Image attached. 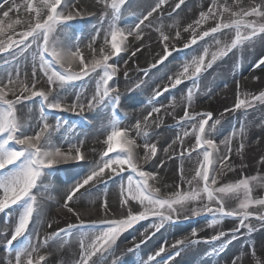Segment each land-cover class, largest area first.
Listing matches in <instances>:
<instances>
[{
	"label": "snow or ice",
	"instance_id": "1",
	"mask_svg": "<svg viewBox=\"0 0 264 264\" xmlns=\"http://www.w3.org/2000/svg\"><path fill=\"white\" fill-rule=\"evenodd\" d=\"M128 3L129 0H0V56L14 54V62L5 61L6 67L0 72V213L8 217L0 230L6 252L0 264H54L51 257L57 252L67 255L69 249L75 253L72 264H109L121 235L150 218L149 227L156 232L181 218L206 214L212 217L210 228L225 219H232L235 224L230 232L219 230L207 239L199 238L198 230L192 229L190 235L175 239L170 245L163 242L140 264H175L182 251L193 245L231 244L244 234L241 230L249 236L264 230V195L258 191L264 189V151L255 160L259 166L257 173L245 174L244 170L251 167L245 162L246 147H250L245 143L247 125L242 124L238 133L218 141L214 133L218 132L221 120L213 119L211 111L193 107L203 73L218 60L234 54V50L264 41V0H205L198 15L182 29L179 21L165 25L163 16L166 6L170 9L168 17H173V13L179 15L177 10L186 0H146L130 27L121 26ZM91 17L100 26L86 42L79 37L72 42L64 38L65 26L70 22ZM167 28L175 29L174 35ZM148 29L158 33L156 43L160 47L151 68L163 64L173 52L197 45L198 51L194 49L196 54L185 59L171 75L165 74L168 83L162 90L159 85L153 89L148 102L150 110L134 123L125 124L123 118L116 117L121 93L114 83L119 72L114 58L124 59L121 53H125L127 59H138V53L150 50L155 38L146 32ZM183 33L189 35L184 37ZM180 40L183 49L174 43ZM201 41L204 44H199ZM19 57L24 59L16 62ZM262 66L264 56L254 64L255 69L264 73ZM142 71L148 75V69ZM93 74L95 87L90 95L78 92L69 99L64 94L69 84ZM124 76L128 77L127 70ZM251 79L264 84V76L254 75ZM185 81H191L192 86L182 98L186 102L182 115L177 117L175 97L169 105H158V98ZM145 83L140 81L136 87ZM37 98L39 120L33 127L21 115L20 106L26 107V102ZM106 103L112 108L110 123L98 130L96 139L101 148L91 149L98 159L61 197L58 211L63 212L65 226L54 228L59 221L51 220L47 214L49 198L42 191L44 179L57 166L81 162L89 165V149L87 138L66 141V148L54 143L60 121L50 123L48 114L72 113L83 117L86 111H95ZM260 106H264V88L257 92L243 90L241 81L236 80L234 102L220 116L247 114ZM164 116L172 117L177 131L170 140L161 141L156 139V129L164 123ZM237 135L240 142L233 149L232 141ZM255 143L264 148V134ZM233 156L239 157V161ZM169 162L174 165L171 169ZM192 162L189 175L185 165ZM166 169L173 177L172 190L168 192L162 191L167 186ZM229 173H236L238 178L232 180ZM117 177L121 182L115 205L105 191L89 200L92 208L81 211L83 200L92 197L93 189ZM230 200H235L236 205L229 206ZM13 206H17L18 212L14 221L9 211ZM86 216L94 218L85 219ZM36 220L43 223L30 233L29 226ZM45 225L52 231H46L41 239ZM147 232L146 229L141 233L144 239L129 252L139 249L150 238ZM229 264H264V259L257 255L253 244Z\"/></svg>",
	"mask_w": 264,
	"mask_h": 264
},
{
	"label": "rangeland",
	"instance_id": "2",
	"mask_svg": "<svg viewBox=\"0 0 264 264\" xmlns=\"http://www.w3.org/2000/svg\"><path fill=\"white\" fill-rule=\"evenodd\" d=\"M138 1L139 0H129L128 5L126 6L127 10L124 12V15L121 19V26L124 22H127L130 19L137 18L138 15L136 16L134 14L136 13L137 10H139L140 6L143 7L142 5L146 3L143 2L137 6L136 3ZM201 1L203 0H186L185 5H187L186 7L198 8L201 6L200 4L204 3ZM171 2H173V0H170V3ZM185 5L181 6V10H183ZM141 7L140 10L142 11L143 8L141 9ZM167 11H170V9H167L166 6V11L163 17H166ZM99 26L100 25L97 19L95 17H91L88 20L82 19V20L70 22L69 25L65 26V31L72 38L79 37L80 39L83 38L89 39L90 36L94 33L95 29H97ZM155 35L158 39V33H156ZM199 44H204V41L199 42ZM177 48L183 49V46H177ZM194 49L198 51V45L192 46L189 49H183L182 51L173 52V54L169 56L170 63H176L182 65L185 59H188L191 57V55L196 54ZM13 55L14 54H6L4 56H0V72L4 71L6 67L5 61H8L9 63L14 62ZM121 56L124 57V53H121ZM262 56H264V41L257 40L254 44L246 46L243 50L240 51L234 50V54L230 53L227 57L218 60L215 64H213L212 68L208 69L207 72L203 73L199 82L200 92L197 94V98L194 101V105H193L195 110L211 111L213 113V119L219 118L221 120L220 125H217L218 132L214 133L218 141L232 135V133L234 132L238 133L242 124L247 125L245 143L246 145L250 144V147H246L245 162L249 163L251 167L249 169H245L244 172L245 174H251V175H255L257 173V170H259V166L255 163V160L259 157L260 153L264 151V148H261V146L255 143V141L259 139L262 134H264V106H260L255 109L249 110L247 114L236 112L234 114L231 113L226 114L224 117L220 116V112L216 110L215 107L217 106L216 104L221 100L220 97L224 96L222 90L226 88L232 89L230 94L231 96L228 98L229 100L226 106L229 107L233 104L236 80L241 81L243 90L257 92L258 90L264 88V84H262L261 81H256L251 79L254 75L255 76L257 75L256 72L260 71V69H255L254 64ZM23 59L24 57H19L16 62H19V60H23ZM114 59L118 67L119 66L121 67L120 63H122V60L124 59H121V57H115ZM145 69H148L149 71V68H145ZM142 74H143V78L141 79L140 76H142ZM144 76H145L144 72L141 69H139L135 71L134 70L128 71L127 78L124 76V72H118L117 76L114 78V83L118 86L119 91L121 93L120 110L118 113H116L117 118L119 119L123 118L124 120L126 116L122 112L121 106L122 104H124V97L122 98V96L126 92V88H122V86H127V85L122 84L121 82L123 81H126L127 83L130 82L129 90L134 91L135 89H137L136 87L137 83H139L140 81H145L146 76L145 77ZM94 77L95 74H93V77H89L86 78L85 80L76 81L72 84H69L64 90V94H66L69 99L74 98L75 94L78 92H83L85 95H90L95 87ZM164 78L165 77L160 78V80L157 82L158 83L157 86L160 84L159 86L161 87V90L163 89V85L168 83V81L165 80ZM161 81L162 83H160ZM225 85H227V87H225ZM191 86H192L191 81H185L176 88L170 89L169 92H164L163 95L158 98V105H169L172 103L173 97H175V103L179 111V116L182 115L183 104L186 102L182 98L186 96L187 89L190 88ZM200 95L202 97L199 100L198 98ZM151 99L152 97L149 98V101ZM26 105H27L26 107L23 105L20 106L21 113H25L26 111L33 113V117L35 118L33 119V123L35 124V122L39 120V107H40L39 98L33 101L26 102ZM132 108L133 109H130L132 110V114L137 112L136 106L132 105ZM139 108L141 109V107ZM29 109H31V111H29ZM97 111L101 112L106 119L110 120L112 115V108L111 105L108 103L96 109L95 111H91V112L86 111L85 113H83V117L77 116L72 113H49L48 119L50 123H56L57 119L60 121V131L53 136L54 143L58 144V139L61 138L62 136L64 139L66 138L65 141L73 140L76 136H78V134H82V133L88 134L87 137L90 136L91 135L90 134L91 127L89 125L91 119L90 117ZM211 122L212 121H210L209 123L211 124ZM160 128L161 129L163 128L168 131L173 130L172 132L174 134L177 131V129L175 128L174 120L171 123H168V125H164L163 127ZM173 137L174 135L171 134L170 138ZM239 142H240V137L239 135H237L232 141L233 149L236 148ZM95 156H96L95 159H98V155L96 154ZM233 159L239 161V157L237 156H233ZM193 163L194 162H192V166ZM229 163L231 162L229 161ZM170 166H172V168L174 167V165L172 164H170ZM88 167L89 166L85 162H81V164L79 165L69 164V165L57 166V169L52 170L50 175L44 179L42 191H44L45 195L48 198H50L54 190H56V188H60V187L64 188L67 187L68 185H70L69 187H71L72 183H74L75 181L74 180L75 178L72 181L71 178L73 176L75 177L76 175H80L79 176L80 178L82 175L85 174V172H87ZM236 167H237V171L239 172L238 163L236 164ZM261 174H264V172H262ZM229 177L232 180L238 178L236 173H229ZM117 178H118L117 182H115L116 185L113 188L114 192L115 191L117 192L118 184L121 182V178L120 177ZM111 182L112 181H109L108 184H110ZM184 188H187V185H184ZM96 189H97V193H96L97 196H102L103 192L108 191V189L104 190V185H98ZM66 191L67 190H65V192ZM162 191L168 192L171 190H165L163 187ZM258 191L260 195H264V189H259ZM59 198H61V196H59ZM236 203L237 202L235 200L228 201L229 206H235ZM16 207L17 206H13V209L9 210L12 213L13 221L18 217V212L15 210ZM49 218L53 221L56 220L59 221V224L54 223L53 225L54 228L65 226V217L63 215V212L62 213L60 212L56 217H54L53 215V216H49ZM91 218H94V216L85 219H91ZM7 219L8 217L5 214L0 213V230L3 229L4 222ZM211 219L212 217L210 214L192 217L186 220L181 218V220L176 223L165 224V226L161 228L160 231L158 232H156L154 229H151L149 227V225L152 223L151 218L148 220L140 221L139 223L135 224L131 229L125 231L121 235L120 239L117 241V246L115 248V251L109 257V264H112L113 261H116L117 264H140V261L142 259H146L148 255L154 253V251L149 253V251L146 250L148 249V245L150 244V242L151 243L154 242V245L156 247L155 250H157L158 247L161 246V244L165 241H167L168 244L170 245L172 242H174L175 239L182 238L185 235H190L192 229L198 230L199 238L207 239L210 238L211 235H213L216 231L219 230L230 232V230L234 227L235 224V221H233L232 219H225L220 225H217L214 228H210L208 227V224ZM42 223H43L42 220H36L33 224H30L29 232L31 233L35 229L40 228ZM146 229L148 230L147 234L150 236V238L147 239L145 243L141 244V247L139 249H135L134 251L129 252L128 251L129 248H132L135 243H140V241L144 239V237L141 236V233L145 232ZM46 231L50 232L52 231V229H47L45 225L44 231H41L40 233L41 239L43 238ZM241 231L244 234L240 235L237 240L232 241L231 244H222L221 242H216L215 244L201 243L204 244L205 247L204 249L201 250L199 254H197L198 257L196 258L198 260L196 258H193L194 256L193 249H191V247L187 248L185 250L188 251L187 254L190 257L187 255V257H185L184 260H181L180 259V257H182L181 254L180 257L176 258L175 264H229V261L231 259H234L238 253L246 250H250V246L253 244L256 247L257 255L261 256V258L264 259V249L261 248V244H264V230L257 231L251 234V236H249L246 232H244V230ZM73 242H74L73 247H75L76 245L75 240H73ZM169 250L171 251V249ZM0 253L6 254V252L4 251L3 240H0ZM74 255L75 253H73V256ZM70 258L71 256L69 254L65 255L62 254L61 252H57L54 257H51V259H54L53 260L54 264H64L65 261H67V264H72V261L70 263L71 260Z\"/></svg>",
	"mask_w": 264,
	"mask_h": 264
},
{
	"label": "bare ground",
	"instance_id": "3",
	"mask_svg": "<svg viewBox=\"0 0 264 264\" xmlns=\"http://www.w3.org/2000/svg\"><path fill=\"white\" fill-rule=\"evenodd\" d=\"M143 2H146V0H139L136 4L137 6ZM201 2H205L204 0ZM202 6V4H200ZM199 5V6H200ZM144 7V5H142ZM187 5H185V7L183 8V10H177V12L179 13V15H176V13H173V17H168L166 15V17H163V22L165 25H169L172 24L174 21H179L180 22V26L183 27L186 23L191 22L192 18L194 17V15H198V11L199 8L201 7H186ZM141 7V6H140ZM139 7V10L136 11V13L134 15H138L139 12L141 11ZM141 7V9L143 8ZM133 8V7H132ZM134 16V17H136ZM89 18H85L84 20H88ZM137 19V18H136ZM136 19H130L127 22H124L122 24V26H132L135 24ZM132 20V21H131ZM168 32L171 31V33L174 35L175 33V29L172 28H167L166 29ZM146 32L150 33L155 39L153 41H151L152 43V48L150 50H144L143 54L138 53L137 54V58H131V59H127V55L124 53V60H122L121 67L119 69V72H124L125 70L127 71H131V70H139V69H145V68H149L148 71V75L146 76V83L142 84L141 87H137V89H135L134 91H130L129 90V84L130 82H126L123 81L121 82L122 84H125L127 86H122V88H126V92L125 94L122 96V98L124 97V104H122V112L126 115L124 118V123L125 124H129V123H134L135 119L137 118H142V116L144 114L147 113V111L150 110L151 105L148 104L149 102V98L152 97V92L153 89L155 87H157V82L160 80V78L165 77V73L168 75H171L173 72H175L177 69H179L181 67V65L176 64V63H170L169 58L164 61L163 64L158 65L156 68H151L150 65L154 62V59L156 58V53H158L160 51V47L158 46V44L156 43L157 37H156V33L153 32L151 29L146 30ZM184 37H187L189 34L187 33H183L182 34ZM64 38L69 41H75L76 38H72L69 36V34L65 31L64 34ZM132 38L129 37V40H131ZM81 42H86L87 39H80ZM176 47L177 46H183V40L180 41H174ZM125 60H127V63H125ZM30 67V64H29ZM3 72V71H2ZM257 75L256 76H264V73L260 71L256 72ZM141 79L143 78V74L142 76H140ZM145 77V76H144ZM166 80V78H164ZM163 81V80H162ZM162 81L160 83H162ZM160 85V84H159ZM231 88H226L224 90H222V93L224 96L220 97V101L216 104L217 106L215 107L216 110H218L220 113L224 111V109L227 107V102H228V98L231 96ZM201 95L199 96V100L201 99ZM198 100V101H199ZM142 103V104H140ZM140 104V105H139ZM132 105L136 106L137 108V112L132 114ZM141 107V109L139 108ZM134 111V110H133ZM167 111H173L172 108H167ZM175 114L177 115V117L179 116V111L177 109V106L175 107ZM163 115V110L162 113ZM21 115H23V117L25 118V120L27 121L28 124L32 125L33 127H35V124L33 123V119H35L33 117V113L31 112H25V113H21ZM90 136L87 137L88 134H78V136H76L73 140L70 141H75L77 139H86V146L89 149V165H91V163L96 160L95 159V155L96 153L91 152L92 148H96V149H100L101 145L99 143H97V134H98V130L101 129L102 127H104L105 125L110 123V120L106 119L104 117V115L97 111L95 112L93 115H91L90 117ZM172 117L171 116H164V123L161 125V127H163L164 125H168V123H171ZM156 129V132L159 133V135L156 137V139L158 140H165L168 139L170 140V136L171 134L175 135L172 131H168L165 129H161L159 128V130ZM162 130V131H161ZM59 137V136H58ZM102 139V137H101ZM66 138L64 139L63 136L61 138L58 139V144L63 145L65 148L67 147V143H66ZM231 162V161H230ZM171 162H169L168 164V169H171L172 166H170ZM191 168H192V163H186L185 165V170L186 172L190 175L191 172ZM164 171H168L167 169ZM86 173V172H85ZM80 175H76L75 177L73 176L71 178V181L74 179L76 180V178H79ZM116 178L115 180H113L110 184L108 185H104V190L108 189L109 192V200L110 203H113V205H115V201L117 198V192L113 191L114 186L116 185L115 182H117ZM164 183L167 185L164 187L165 190H172L171 185L173 184V177L171 174V171H168V174L164 177ZM114 184V185H113ZM70 185H68L67 187H60V188H56V190H54V192L52 193L51 197L48 199L47 204H48V208H47V214L48 216H53L56 217L60 212L62 213V211H58V207L59 204L62 202V200H60L61 198H59V196H63V194L65 193V190H68ZM97 189H93L92 190V197L90 198H86L83 200V207H81V211H85L88 208H92L93 205H91L89 203L90 199H94L97 196ZM51 214V215H50ZM89 216H86L85 218H88ZM167 233V232H165ZM73 246H74V242H73ZM152 247V248H151ZM205 245L204 244H197V245H193L191 246V249H193L194 252V256L193 258L198 257L197 254H199L201 252L202 249H204ZM156 247L154 245V242H150V244L148 245V249H146L147 251H149V253L155 251ZM55 250V249H54ZM187 252L188 251H183V253H181L182 257H180L181 260H184L185 257H187ZM73 251L71 249H69V255L72 257L73 256ZM6 254L4 253H0V259H2L3 257H5ZM189 256V255H188ZM192 256V255H191ZM190 257V256H189ZM188 257V258H189ZM69 258V257H68ZM71 259V258H70ZM197 259V258H196ZM54 260V259H53ZM198 260V259H197ZM186 261V260H185ZM71 263V260H70Z\"/></svg>",
	"mask_w": 264,
	"mask_h": 264
}]
</instances>
